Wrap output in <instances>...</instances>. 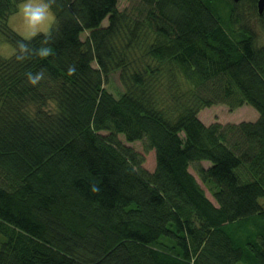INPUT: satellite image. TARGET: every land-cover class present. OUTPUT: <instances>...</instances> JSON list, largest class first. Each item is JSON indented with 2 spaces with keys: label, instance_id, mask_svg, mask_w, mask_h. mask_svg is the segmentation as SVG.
Here are the masks:
<instances>
[{
  "label": "trees",
  "instance_id": "trees-1",
  "mask_svg": "<svg viewBox=\"0 0 264 264\" xmlns=\"http://www.w3.org/2000/svg\"><path fill=\"white\" fill-rule=\"evenodd\" d=\"M135 1L54 0V55L0 56V264H264V10ZM219 105L258 117L203 125Z\"/></svg>",
  "mask_w": 264,
  "mask_h": 264
},
{
  "label": "clouds",
  "instance_id": "clouds-1",
  "mask_svg": "<svg viewBox=\"0 0 264 264\" xmlns=\"http://www.w3.org/2000/svg\"><path fill=\"white\" fill-rule=\"evenodd\" d=\"M14 9L7 16V26L14 31L19 42L9 45L0 38V56L14 58L18 63L33 58L46 61L54 55L52 47V31L56 24L54 0H13ZM39 39L38 46L33 42ZM74 72L75 69H70ZM45 76V70L27 72L26 79L32 86H37Z\"/></svg>",
  "mask_w": 264,
  "mask_h": 264
},
{
  "label": "rangeland",
  "instance_id": "rangeland-1",
  "mask_svg": "<svg viewBox=\"0 0 264 264\" xmlns=\"http://www.w3.org/2000/svg\"><path fill=\"white\" fill-rule=\"evenodd\" d=\"M137 2L135 0H117V9L118 11H127L130 9L132 5H136ZM246 10L247 6H242ZM247 20H248V14ZM248 23L252 28L257 29L258 33V44L261 46L264 44V35L258 30V27H256L255 20L249 21ZM103 27L106 26V21H103L102 24ZM14 32V31H13ZM86 35L81 36V40L84 41ZM3 57V56H1ZM105 89L109 91L110 93L117 95L121 92V85L118 79V74L111 75L109 78V82L105 86ZM258 117V114L254 111V109L244 106L238 109L230 110L229 107L226 105H219V106H213L209 109H205L201 111L198 115L199 120L203 123L205 126H209L214 123H219L221 125H239L241 123H247V122H254L256 118ZM120 141L123 143V145L132 148L135 152L143 155L144 157V163L143 168L146 169L149 172H152L154 170V152L150 151L148 153H144L142 145L140 143H133V144H126L122 139Z\"/></svg>",
  "mask_w": 264,
  "mask_h": 264
},
{
  "label": "water",
  "instance_id": "water-1",
  "mask_svg": "<svg viewBox=\"0 0 264 264\" xmlns=\"http://www.w3.org/2000/svg\"><path fill=\"white\" fill-rule=\"evenodd\" d=\"M234 2H239L241 0H233ZM264 10V0H258L257 1V13L258 15H262Z\"/></svg>",
  "mask_w": 264,
  "mask_h": 264
}]
</instances>
